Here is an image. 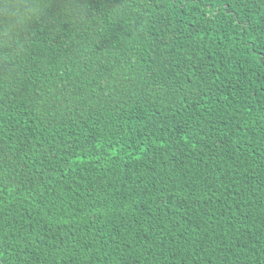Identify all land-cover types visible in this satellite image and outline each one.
<instances>
[{"label": "trees", "instance_id": "1", "mask_svg": "<svg viewBox=\"0 0 264 264\" xmlns=\"http://www.w3.org/2000/svg\"><path fill=\"white\" fill-rule=\"evenodd\" d=\"M0 264H264V0H0Z\"/></svg>", "mask_w": 264, "mask_h": 264}]
</instances>
